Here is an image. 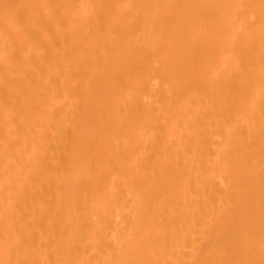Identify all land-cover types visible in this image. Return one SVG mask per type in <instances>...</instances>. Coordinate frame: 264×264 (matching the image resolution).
Listing matches in <instances>:
<instances>
[{
  "label": "bare ground",
  "instance_id": "1",
  "mask_svg": "<svg viewBox=\"0 0 264 264\" xmlns=\"http://www.w3.org/2000/svg\"><path fill=\"white\" fill-rule=\"evenodd\" d=\"M0 264H264V0H0Z\"/></svg>",
  "mask_w": 264,
  "mask_h": 264
}]
</instances>
